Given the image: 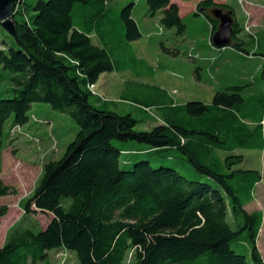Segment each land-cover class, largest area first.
<instances>
[{"label": "trees", "instance_id": "1", "mask_svg": "<svg viewBox=\"0 0 264 264\" xmlns=\"http://www.w3.org/2000/svg\"><path fill=\"white\" fill-rule=\"evenodd\" d=\"M22 1L12 9L15 34H9L15 47L0 50V66L16 74L9 90L12 97L0 98V173L3 127L9 119L12 128L26 125L32 104H47L66 114L77 133L62 158L42 166L31 195L20 204L22 217L39 212L50 214L51 220L40 231H9L0 248V264H52L47 252L61 248L74 253L77 264H248L231 249L243 231L252 260L264 264L256 247L262 215L244 210L261 176L233 170L243 162L236 151L264 148V93L245 100L243 88L233 86L216 92L210 104L178 105L153 87L160 97L155 107L162 111V124L136 132L138 122L131 114L99 104L89 91L101 75L126 71L112 59V42L117 38L131 49L141 38L131 15L134 4L113 11L108 0H38L26 7L33 14L23 18ZM145 3L147 15H158L162 29L183 37L186 26L177 4ZM215 6L232 11L213 0H198L193 12L210 24V47L217 22L199 9ZM239 31L235 21L231 48L248 55ZM133 61L144 63L151 74L143 60L133 55ZM199 77L195 71L197 81ZM145 99L148 104L138 105L149 112L152 105ZM114 140L145 144L155 151L176 150L209 183L188 180L173 168H153L147 160L124 170L119 159L128 151L116 148ZM14 195L16 190L0 181V197ZM64 198L70 199L67 207ZM5 211L0 207L2 216Z\"/></svg>", "mask_w": 264, "mask_h": 264}, {"label": "rangeland", "instance_id": "2", "mask_svg": "<svg viewBox=\"0 0 264 264\" xmlns=\"http://www.w3.org/2000/svg\"><path fill=\"white\" fill-rule=\"evenodd\" d=\"M36 1L38 0L22 1L24 5H21L19 10L24 12L23 18L25 15L30 17L33 14L32 11H28V7L34 5ZM171 1L179 4L180 15L186 26L183 37H177L174 30L162 29L158 15L148 16L145 0H108L109 7L113 11H120L125 6L134 4L131 15L142 35L138 44H133L131 49L125 48L115 38L112 42L114 49L111 51V56L116 65L126 71L104 75L100 85L94 87L93 95H97L101 101L112 102L113 105L109 106L111 110L119 114H131L138 122L134 128L136 132L150 131L162 124L161 110L151 106L149 112H146L145 105H138L139 102H146L143 86H138L140 84L163 89L165 95L171 96L178 105L193 101L210 104L216 92L233 86L243 88L242 97L245 100L264 93V57H262L264 56V0H213L216 4L227 5L232 9L240 29L238 38L244 42L243 49L249 56L231 47L224 49L207 47L210 26L203 16H194L190 13L196 9L192 5H195L197 0ZM73 15L76 18V6ZM112 17H115L113 12ZM245 27H249V32ZM253 36L255 39H250ZM93 42H96L95 39ZM257 42L258 48H256ZM10 47H15L11 35L0 27V50L6 51ZM162 47L173 51L174 54L163 51ZM253 52L255 55L250 56ZM133 55L148 64L151 74L148 73L144 63L133 61ZM203 56L209 57L211 63L204 61ZM211 58L216 60L213 66ZM195 71L201 76L200 84L196 83ZM15 75L0 66V98L12 97L9 90L14 87L12 78ZM125 81L127 84L124 83ZM133 82L137 85H133ZM154 96L153 99L158 102L159 95ZM121 97L126 102L121 101ZM93 98L91 96L90 101ZM28 116L29 122L20 126L19 132L15 128L12 129V119H9L3 127L0 181L14 188L16 195L0 197V207L6 209L5 215L2 216L0 213V244L5 241L9 231L26 229L40 231L51 220V215L40 213L22 217L20 204L31 195L40 179L42 166L49 161L62 158L66 147L74 140L77 133V126L69 116L53 110L47 104H32ZM112 143L116 148L121 146L128 151L122 152L119 159L120 166L124 170L129 169L135 162L147 160L153 168H173L188 180L209 183V180L195 172L184 156L176 150L155 151L145 144L133 141L114 140ZM235 154L242 155L243 162L233 170L257 171L261 176V181L255 185L251 193L253 201L244 206V210L249 214L259 212L262 215L256 247L264 263V148L238 150ZM62 204L67 207L70 199L64 198ZM227 221L233 231L238 230L239 227L233 224L232 217L230 219L228 216ZM246 233L243 231L239 239L231 242V249L244 256L248 264H256L251 258V247L246 240ZM47 255L52 264H77L76 255L64 248L48 251Z\"/></svg>", "mask_w": 264, "mask_h": 264}, {"label": "water", "instance_id": "3", "mask_svg": "<svg viewBox=\"0 0 264 264\" xmlns=\"http://www.w3.org/2000/svg\"><path fill=\"white\" fill-rule=\"evenodd\" d=\"M20 0H0V26L8 33L14 35V22L12 9L14 4ZM199 13H206L211 19L217 22L216 31L211 36V43L215 49L232 47L234 44V15L230 9L212 7L201 8Z\"/></svg>", "mask_w": 264, "mask_h": 264}, {"label": "crops", "instance_id": "4", "mask_svg": "<svg viewBox=\"0 0 264 264\" xmlns=\"http://www.w3.org/2000/svg\"><path fill=\"white\" fill-rule=\"evenodd\" d=\"M172 2V1H171ZM197 3H198V0H197ZM196 3V4H197ZM175 4H177L178 5V7H179V4L178 3H175ZM196 4L195 5H192L194 8H196ZM193 12H195V10H192V11H190V13H193ZM179 15H180V9H179ZM181 16V15H180ZM181 18H182V16H181ZM208 22V21H207ZM208 24H209V22H208ZM209 26H210V24H209ZM210 29V28H209ZM211 32V31H210ZM210 32H209V37H210ZM209 37H208V40H209ZM133 44H138V41H136V42H133L132 43V45L131 46H133ZM194 46H196V44L194 45ZM207 47H210L209 46V44L207 45ZM194 49L193 50H195V47H193ZM197 56V55H196ZM247 56H249V55H247ZM250 56H254V53H251V55ZM204 61H208L209 63H211L210 62V58L209 57H206V56H203V58H202ZM213 60V63H212V66L214 65V63L216 62V60H214L213 58H211V61ZM144 61V60H143ZM145 62V61H144ZM264 62V61H263ZM146 63V62H145ZM264 64V63H263ZM146 65L148 66V64L146 63ZM148 68L149 69H151L149 66H148ZM112 74V73H111ZM104 75H106V74H104ZM104 75H101L100 76V78H99V80H98V82L95 84V86H98V85H100V80L104 77ZM200 78V80H201V76L199 77ZM196 80V79H195ZM200 80L199 81H197L196 80V83H199L200 84ZM125 84H127V81H125L124 82ZM133 85H137L135 82H133ZM138 86H143V93H144V97H146L147 99H148V101H149V104H151L152 106H156L157 105V100H154L153 99V94L154 95H157L158 93H157V91H154L153 92V87H155V86H151V85H148V84H140V85H138ZM101 87V86H100ZM163 90V89H162ZM95 97L96 98H98V96L97 95H95ZM124 98L123 97H121V101H124V102H126L125 100H123ZM167 99L168 100H171V101H173L175 104H177L172 98H171V96H168L167 97ZM109 104L110 106H112L113 105V103L111 102V103H109L108 101H100L99 102V104ZM264 120V119H263ZM20 211H21V209H20ZM23 213V212H22ZM39 213V212H38ZM37 213V214H38ZM36 214V215H37ZM50 215V214H49ZM46 227V226H45ZM4 240L1 242V244H0V248L3 246V244H4ZM65 253V252H64ZM58 255H60V254H58ZM58 255H56L55 257H57ZM56 259V258H55ZM57 259H58V257H57Z\"/></svg>", "mask_w": 264, "mask_h": 264}, {"label": "built area", "instance_id": "5", "mask_svg": "<svg viewBox=\"0 0 264 264\" xmlns=\"http://www.w3.org/2000/svg\"><path fill=\"white\" fill-rule=\"evenodd\" d=\"M245 30L247 31V32H249V27H245ZM253 39H255V36H253ZM192 58V57H191ZM94 87L95 86H90L89 87V91L93 94V89H94ZM263 124H264V122H263ZM16 130H17V132H19L20 131V127L19 126H17V127H14ZM14 128H12V129H14ZM34 140V139H33ZM35 142H37L36 141V139L34 140Z\"/></svg>", "mask_w": 264, "mask_h": 264}]
</instances>
